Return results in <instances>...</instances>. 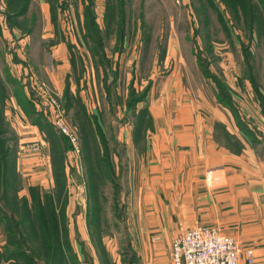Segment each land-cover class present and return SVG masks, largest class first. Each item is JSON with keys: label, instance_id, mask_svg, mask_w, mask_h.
Wrapping results in <instances>:
<instances>
[{"label": "crops", "instance_id": "crops-1", "mask_svg": "<svg viewBox=\"0 0 264 264\" xmlns=\"http://www.w3.org/2000/svg\"><path fill=\"white\" fill-rule=\"evenodd\" d=\"M40 1L44 20L41 37L51 62L47 59L38 65L33 60L37 51L31 46V33L35 30L39 11L29 13L32 1L26 13L16 18L12 26L7 16L6 23L2 18L0 24V40L4 44H0L3 65L0 69V109L18 134L16 166L23 183L20 195L28 196L31 187L51 192L55 186L53 151L57 141L41 130L43 119L55 124L56 109L51 99L56 98L59 103L62 100L59 108H63L72 127V99L83 100L81 90L72 81L80 60L74 53L78 42L70 31V17L78 24V31L81 28L79 42L84 45L81 38L86 40L87 37L88 0ZM106 2L94 0L93 4L99 33L103 36L101 42L92 38L95 53L100 55L97 65L102 64L105 54ZM127 36L126 28L121 53ZM241 46L242 61H245L248 49L245 50L243 43ZM116 54V60L122 57ZM165 57V63L172 58L175 64V70L165 75L166 93L154 96L150 92V76L147 86L139 90L134 86L133 73L123 105L128 113V101L136 93L138 98L126 121V142L134 146L136 138L141 150L130 153L131 162L138 161L139 180L133 186L131 197L134 201L129 202L131 215H137L133 223H139L138 236L144 248H135L136 258L131 264H171L172 239L187 227L200 223L219 224L225 233L253 246L254 264H264V85L258 82L259 77L252 70L243 68L238 73L225 74L228 78L224 83L217 80L213 72L181 71L185 58L176 47L168 49ZM196 80L201 88L190 86ZM62 141L68 147L64 138ZM33 144H38L39 149L33 150ZM72 153L67 152L64 160L67 199L61 207L58 205L59 209L64 208L67 238L73 240V224L77 241H72L73 249L80 264H88L83 260L87 251L93 258L92 264H108L93 244L85 249L86 243L92 242L83 227L87 221V200L81 196V190L76 201L70 197L71 184L76 185L75 175L80 164L78 160L74 165L70 159ZM210 169L214 170L213 186L208 176ZM71 209H76L72 216ZM5 244L6 236L0 224V264H11L14 260L7 257ZM109 252L112 264H123L114 248Z\"/></svg>", "mask_w": 264, "mask_h": 264}, {"label": "rangeland", "instance_id": "rangeland-1", "mask_svg": "<svg viewBox=\"0 0 264 264\" xmlns=\"http://www.w3.org/2000/svg\"><path fill=\"white\" fill-rule=\"evenodd\" d=\"M8 1L0 0V24L2 18L4 22L7 19ZM31 1L29 13L39 11L35 22V30L31 33V46L33 50L37 51L33 56V60L39 65L47 59L51 62V59L46 54L43 38L41 37L43 31L41 29L44 27V20L39 8L41 1ZM218 3L219 0H129L127 2L129 14L126 25L128 36L125 47L121 53L118 43H116L118 40L115 34L104 33L105 54L103 55L106 56V60L105 63L102 62L100 65H97L100 55L95 53V40L88 37H85L86 40H84L82 36L81 39L84 45L81 44L78 40L81 28L78 31V24L71 17L68 20L73 39L77 40L79 45H77L78 48L75 49L74 53L78 54L80 60L78 71L76 73L73 72L72 81L81 90V97L84 101L81 97V100L77 99V101L72 99L73 112L70 115L72 117L70 121L73 120L75 128L69 124V118L67 119L63 108L56 112L54 122L57 119V115H62L64 122L77 135V149L70 144L68 138L56 124H53L54 128H49L56 136L58 134L62 136L63 134L68 140L69 149H66L68 147L64 142H60L61 144H58V147L55 146V149L61 148V151H63L64 171V160L65 158L67 159V152L74 153L70 157L74 165L78 164V160L80 161V164H78L79 171H77V176L75 175L76 185L71 184L73 186L72 190L70 189L72 191L70 197L76 201L78 191L81 190V196H83L85 201L87 200V221L84 222L85 225L83 227L92 242L90 244L86 243L85 249L91 248V244H93L99 256L105 259L108 264H112V256L109 249H115V254L121 257L123 264H131L133 259L136 258L135 250L144 248L138 236L139 223L137 221L133 223L137 215H131L129 202L134 201L131 197L133 186L139 180L138 161L135 160L132 163L130 153L141 150L136 138L134 146H129L126 142V121L130 118L131 111L129 110L127 113L123 105L126 100L128 82L132 80V74L134 73L135 76L133 77L134 86L138 87L139 90L147 86L150 76V83H152L150 92L154 96L166 93L165 75L175 70V64L172 63V58H168V64L165 63V54L168 49L176 47L177 52L185 58V64H182L181 71L185 72L188 70L190 73H198L196 71L201 69L204 72L207 71V73L213 72L217 80H221L224 83L228 78L225 74L238 73L243 68L247 71L252 70L253 74L258 75V82L264 85V10L261 9L262 7L257 10L258 21H256L257 23L255 22L253 39L250 41L247 33L246 18L242 13L240 14V10L239 14L236 15L232 7L227 3H222L221 8H219ZM243 5L245 7L246 5L248 6L246 0H241V6ZM242 9L244 10V7ZM142 13L145 24H147L145 27L146 35L143 34V18L140 16ZM206 17L210 19V24L204 27L203 23ZM100 22L103 23L102 20ZM106 24L102 25L103 29H105ZM231 25L238 27L233 29ZM85 28L91 31L88 28L86 19ZM228 28H230L231 32ZM92 32L95 33V30H92ZM208 35L211 39H208ZM242 43L248 49L245 61H242L241 56ZM0 44H3L1 40ZM116 53H118V57L119 55L122 57L116 60ZM195 54L198 57L196 60ZM2 68L3 65L0 60V69L2 70ZM49 85L51 86L49 89L52 90V85ZM190 86H195L196 88L201 85L196 80L194 83H190ZM53 99L57 100L58 104L62 102V100L59 103L58 99ZM85 103H87V106ZM83 104L87 112H85ZM98 118L101 120L102 126L99 125ZM42 121L45 125H50L46 122L47 120L43 119ZM129 128L131 131V126ZM12 129L11 131L16 132L15 128V130ZM102 129L106 132L105 142L101 138ZM52 139L54 140V136ZM106 148L109 154L107 160L110 162L111 170L106 161ZM110 172L111 175H109ZM208 176L210 184L213 186L215 179L214 170L210 169ZM79 177L80 179H78ZM64 178L67 181L66 171ZM56 186L57 182L55 181L53 190H55ZM67 195L62 193L60 199L66 202ZM58 205L61 207L62 203ZM75 212L76 209H71V216ZM61 218L66 220L65 213L64 218L62 216ZM71 225V238L73 240L70 239V241L77 242L74 240L75 226ZM199 226H212L222 235L232 237L238 246L239 264L255 263L253 246L245 245L237 236L225 233L219 224L200 223L189 226L184 230L187 231L192 227ZM27 228L30 229L31 227ZM27 228L23 231H26ZM65 228L67 230L66 224ZM4 229L5 226L1 224V231L5 234L7 240ZM184 230L176 237L183 234ZM78 231L81 233L79 228ZM24 237L26 240L29 239V246L25 242L26 246L22 245L21 247L24 249H28L31 246L39 247L40 241L33 237L32 232H25ZM176 237L171 241V264H173V244ZM59 241L63 251H65V256L68 255L66 246L68 242L67 234L63 233L62 238L60 235ZM87 241L90 242L89 239ZM9 248L18 249L19 247ZM87 253L83 260L88 264H92L93 258L88 251ZM141 258L143 259V256ZM67 259H69L68 262L70 264H80L77 255L75 257L74 254H70V258L67 257ZM144 259H146V254H144ZM22 261L25 263L24 259Z\"/></svg>", "mask_w": 264, "mask_h": 264}, {"label": "trees", "instance_id": "trees-1", "mask_svg": "<svg viewBox=\"0 0 264 264\" xmlns=\"http://www.w3.org/2000/svg\"><path fill=\"white\" fill-rule=\"evenodd\" d=\"M106 1L105 18L108 25L107 33L110 32L116 35L119 49H121V43L126 36V25L128 23L129 14L127 2L129 0ZM30 2L31 0L8 1L9 6L6 11V16L11 26L15 23L16 18L26 13ZM246 2L248 3V6L246 5L245 7V5L241 6V0H219L218 6L221 8L222 3H227L232 7V10L236 15L239 14L240 10V14L242 13L246 18V24L248 26L247 33L249 34V40L251 41L253 39L254 25L257 23L256 21H258L257 10L261 7V9L264 10V0H246ZM93 4L94 0H90L86 6V22L89 30H91H87V37L101 42L103 36L99 33L100 29L96 22V12L93 10ZM243 7L244 10L242 9ZM140 16L143 18V34L146 35L145 27L147 24H145L146 22L143 13ZM222 19L224 20L223 16ZM209 24L210 19L206 17L203 26L205 27ZM231 27L237 29L238 26L231 25ZM259 27L261 26L259 25ZM228 29L231 32L230 28ZM92 30H95V33H93ZM208 39H211L209 35ZM244 48L247 50L245 44ZM105 60L106 56L103 55L102 62L105 63ZM133 93L135 92L133 91ZM135 94L128 101L129 110L133 108V105L138 98ZM141 94L142 93L140 92L138 95L141 96ZM66 104L68 105V102ZM83 106L85 112H87L84 104ZM98 123L102 126L99 118ZM41 124V130L46 136L49 138H53L54 136V141H57L54 145L53 151V163L57 186L55 190L51 192H45L39 188L31 187L30 196L20 195L23 183L20 180L16 166L19 146L18 136L15 131H11L12 128L5 116L4 110L0 109V224L5 226L4 232L7 235L5 250L7 257L12 261L14 260V262L11 261V264H70L67 257L70 258V254H74L76 257V252L73 249V243L70 239H68L66 244L68 248V255L66 256L59 241L60 235L62 238L63 233L67 234L65 220L61 218V216L64 218V213H62L63 209L58 208V204H65L60 198L62 193L67 195V190L66 180L64 178L63 151H61V148L55 149V146L58 147L61 144L60 142H63L62 138H64V141L67 143L68 140L63 134L62 136L59 134L56 136V134L50 129L54 126L51 123L47 126L42 121ZM105 134L106 132L102 129L101 138L104 142L106 140ZM105 152L106 161L111 170L110 162L107 160L109 156L107 148L105 149ZM109 175H111V172ZM27 227L31 228L28 229ZM25 228L28 230L26 229V231H23ZM29 231L32 232L35 239L40 241L38 248L31 246L28 247V249H24L21 247L22 245L26 246V243L29 246V239L26 240L24 237V233H28ZM9 247L19 248L10 249ZM23 259L25 260V263L22 261Z\"/></svg>", "mask_w": 264, "mask_h": 264}, {"label": "built area", "instance_id": "built-area-1", "mask_svg": "<svg viewBox=\"0 0 264 264\" xmlns=\"http://www.w3.org/2000/svg\"><path fill=\"white\" fill-rule=\"evenodd\" d=\"M51 104L60 111L57 100ZM55 124L68 138L70 144L77 149V135L64 122L62 115H57ZM38 150L39 145H31ZM173 264H239V250L235 240L222 235L215 227H192L176 237L173 244ZM252 261V260H251Z\"/></svg>", "mask_w": 264, "mask_h": 264}]
</instances>
